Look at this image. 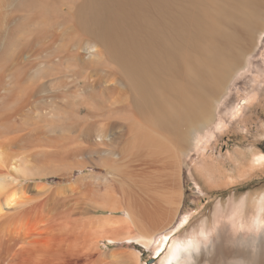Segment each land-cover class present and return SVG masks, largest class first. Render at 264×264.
<instances>
[{"label":"rangeland","instance_id":"obj_1","mask_svg":"<svg viewBox=\"0 0 264 264\" xmlns=\"http://www.w3.org/2000/svg\"><path fill=\"white\" fill-rule=\"evenodd\" d=\"M4 1H7L6 4L10 3V6L7 7ZM0 2L2 19L4 15L9 19L4 23L0 19V74L10 72L11 75L10 79L0 82V172L11 173L6 172L9 169L7 160L14 158L18 173L11 175L17 179L14 183L23 187L25 197L29 201L21 207L30 209L47 204L54 206V216L48 222V230L45 229L47 233L45 230L44 234L42 233L44 236L49 233L52 238L48 235L51 247L46 253L39 254L37 259H33L31 264H123L115 260L117 256L137 251L138 258L130 259L129 264H163L170 242L200 221L208 220L215 232L218 226L214 220L215 206L220 202L225 209L230 199L235 202L244 199V205L237 220H233V216H223L225 222L230 224L228 236L232 240H248L264 235V230L256 236L249 234L254 225H264V0H253L257 4L254 23L243 30L242 44L236 51L238 56L235 55L234 62L228 64V68L223 71L224 77H221L220 84L213 86L214 88L209 90L210 93L208 91V113L200 112L198 117L204 116L205 119L190 124L192 127L187 129L186 135L189 139L184 140L186 144L183 146L182 141L177 143L167 135L168 133L160 131L169 139L171 147H175L173 155L176 154L172 158L173 162L171 159L167 160V163L166 159L163 160L164 163L160 162L163 166L157 162L145 163L144 159V164L143 161L141 164L138 158V161L131 162L135 157L120 153L124 139L127 138L124 136L128 134L124 121L114 119L118 114L113 115V118L108 116L107 119L99 116L101 121L96 115L95 118L88 116L90 114L86 112L87 109H96L99 106L105 110L113 103L121 106L127 101L121 75L101 43L92 39L90 33L79 28L73 32L75 35L71 32L72 36L69 34L64 37H69V41L57 38L58 31H52L55 37L51 35L46 41L43 39L42 43L40 42L43 45L33 44L41 37L47 24L54 26L57 21L68 20L70 13L82 0ZM73 35L81 42L76 47L77 51L70 44ZM24 37L26 39L23 41ZM52 37L59 40L50 41ZM47 41L53 42V45ZM65 41L70 45L66 46ZM86 41L94 44L96 51L94 48H88ZM23 48L33 54L30 60L25 62L28 78L26 79V76L24 82H19L21 67L15 64V56ZM72 49L79 57L71 56L73 52L68 56L69 50ZM13 61L14 67L11 64ZM8 65L12 67L11 70L9 67L6 69ZM95 68L100 71L93 74ZM109 84L116 87L109 88ZM34 87L35 89H32ZM111 88L114 91L112 93ZM27 92L28 95L32 93L29 96L31 102L26 109L19 112ZM116 93L122 97L124 93L122 101L117 100L120 96L115 95ZM40 111L43 114H40ZM108 121L112 124L104 125ZM102 122L105 130L99 131L98 124ZM116 142L121 144V147ZM113 149L120 152L117 154ZM259 155L262 157L259 158ZM117 158L121 166L125 163L122 169L128 167L127 175L131 178L134 176L133 180L137 178L145 182L144 184L136 179L135 185L138 182V185L140 183L151 188L140 187L146 191L144 194L137 185L136 187L129 184L133 186L131 193L129 192L130 196L138 202L137 207H141L140 211L135 207L141 220V225H135V231L138 229L137 231L153 235V241L147 248L140 244L124 242L127 233L136 232L133 231V226L126 227L124 223L125 199L128 197H124L118 182L115 184V181L106 179V164L110 165L111 160ZM169 162L174 171L171 170L170 164L168 165ZM166 164L168 166H164ZM151 167L155 169V173ZM239 168L240 173L237 171ZM156 169L160 173L163 172L156 173ZM133 172L135 173L131 176ZM141 172L147 173L145 175ZM153 178L156 182L151 181ZM128 181L125 183L127 187ZM36 183H43V186H35ZM127 187L125 188L128 190L130 187ZM153 188L156 191H151ZM260 201L263 206L259 210ZM155 207L158 210H155ZM16 211L17 209L6 210L0 215V221ZM104 220L108 222L105 223ZM110 222L118 228H113L114 231L119 232L115 234L114 243L106 242L101 237L102 229H99L100 226H106L103 224H108V228L105 227L103 231L109 229ZM216 236L217 231L212 240H215ZM25 245L21 243L20 246L19 243L18 246L16 242V247L23 250L27 248ZM217 259L219 258L215 259L216 263L219 262ZM215 261L213 264H216ZM203 264L209 262L204 261Z\"/></svg>","mask_w":264,"mask_h":264},{"label":"bare ground","instance_id":"obj_2","mask_svg":"<svg viewBox=\"0 0 264 264\" xmlns=\"http://www.w3.org/2000/svg\"><path fill=\"white\" fill-rule=\"evenodd\" d=\"M6 2L5 5L7 7L10 6V3L6 4ZM255 3L256 2H253V0H82V2L77 5L78 7L70 13L68 20L64 19L57 21L54 26L50 23L47 24V27H44L42 31L41 37L37 38L33 44H39L43 41V39L46 41V39H49L51 35L55 37L52 31H55V33L58 31L57 38H62V40L64 37L71 34V32L73 33L79 28L90 33L92 36L91 38L101 43L106 54L115 63V66L121 75L120 78L122 79V83L126 88L124 91L125 95L127 94V101L125 100V104H122L124 102L123 99L121 106H117L118 103L117 105L116 103H113L114 105L111 104L107 108L104 107L105 110L99 106L96 107V109H87L86 112H88L91 116L87 115L93 118H95L96 115L101 121L102 119H100L99 116H104L107 119L108 116L109 118H113V115L115 116L118 114L114 117V119L117 118L121 119L122 122L124 121L123 124L125 123L126 127H124L126 128L128 135L124 136L127 138L124 139L122 147L120 146L121 144L119 145L116 142L121 147H119L121 152L117 151L120 153L123 152L124 155L126 154L129 157H135L136 159H131V162L132 160L138 161L137 158L140 159L139 162L144 159L145 163H164L165 161L163 160L165 159L166 163L169 159L173 162L172 158L176 155H173V153H175V151L173 152L175 147L174 149L171 147L169 139L164 137L160 131H165L168 133L167 135H170V137H172V139L177 143L183 142V145L186 144L184 143V140L189 139V136L187 139L186 135L188 132L187 129L192 127L190 124L193 125L200 122L202 119H205L203 115V118L198 116L201 115L202 112L205 114L209 108V104L207 103V93L209 90H212L211 88L213 86L215 87L220 84V80L222 81L221 77H224L223 71L225 68H228V64L231 65V62H234V57L238 56L236 55V51L240 48V44H242V32L247 29L249 24L254 23V16L256 13L255 6L257 5ZM2 16L0 19L3 23L9 21V19H6L5 15L3 19ZM73 34L75 35V33ZM74 35L71 37L73 39L71 40L72 43L70 42L73 49L81 43L77 37H74ZM70 36H72V34ZM25 37L23 41L26 39ZM53 37L50 41L57 39ZM68 38L69 37H67V39ZM59 39H57V41ZM67 39L65 40L69 41V39ZM66 41L65 44L68 46L69 43H66ZM47 42L51 44L53 43L49 41ZM86 42V46L88 48H94L96 51V46L94 44L91 45L88 41ZM73 49L72 51H70L71 49L69 50L70 53L68 52V56L74 51ZM77 50L78 49L76 48V51ZM32 54L23 48L20 50L18 55L15 56V64L21 67V73H19L20 79H18L19 82H24V78L29 75L25 69V62ZM71 56L79 57L76 52H73ZM11 64H13L14 67V61ZM11 68L9 67L8 69L11 70ZM99 71L100 69L95 68L93 70V74H96ZM9 73H1L0 82L1 80L3 82L5 79L8 80L9 76H11ZM27 78L28 76L26 79ZM117 82L119 83V81ZM101 85L103 86L104 84ZM111 86L109 84V88ZM113 87L115 88L116 86L114 85ZM32 89H35V87ZM106 89L107 88L104 90ZM108 89L107 91L110 90ZM111 89V93L114 92L113 88ZM32 93H34L33 90ZM32 93L30 95H28V92L26 93V97H24L23 102L19 107V112L22 109H26L27 105L30 104L31 101L29 102V96H31ZM106 93L109 95L108 92ZM122 94L124 97V93ZM115 95H117V93ZM119 96L117 100L121 99L122 101V95ZM109 102L110 101H108L107 104ZM76 112L78 114L79 110ZM39 113L41 114L42 112L40 111ZM109 121L108 123L105 122L106 124L104 125H111L112 123ZM101 124L103 125V122L100 123V125ZM100 125L98 124L99 131L105 130V127L101 125V128ZM125 128L123 130H125ZM179 147H181V145ZM110 151L109 153L111 155ZM176 151L178 150L176 149ZM118 152L116 153L118 154ZM1 154L2 153L0 152V157ZM258 157L260 158L262 156L259 155ZM123 160V157H121V161ZM111 162L112 163L110 165L106 164L108 167L106 168V173H108V175L106 174V179L113 182L115 181V184L118 182L120 190L125 195L124 197H128L125 199L126 206L123 215L124 223H126V227L127 225L129 227L130 225L133 226V231L136 232V234H131L129 232L130 234L127 233V235H123L124 242L129 244H140L147 248V246L153 241V235L141 230L137 231L138 229L135 231V225H138L141 222L138 212L141 207H137L138 202H135L129 194V192L131 193L130 189L135 185L137 178L133 180L134 176L131 178L129 174L127 175L129 171L126 172V168L128 167L122 169L123 166H125V163L121 166L120 161L118 162V158L113 161L111 160ZM260 162H262V159H260ZM262 163H264V159ZM7 164L9 169L6 170V172L10 171L14 175L15 173H18V165L16 164V160L14 158L8 159ZM169 164L170 162L168 165ZM145 165L147 166V164ZM168 165L166 164L164 166ZM161 166L163 165L161 164ZM170 166L171 170H173L174 168H172V164H170ZM151 168L153 169V167ZM167 169H169V167H167ZM153 170V173H155V169ZM159 170L161 171V169ZM239 170L240 168L237 169L238 172ZM130 172L132 171L130 170ZM162 172L163 171H161V173ZM11 173L0 172V215L8 209H17L16 212H12V215L6 217L3 221H0V264H26V262L31 264L30 262H32L33 259H37L39 254L46 253L49 250V247H51L49 246L48 241L49 233L46 236L42 235V233H47L46 230H48L47 228L49 227L48 222L50 218L54 216V206L51 207L47 204L46 206L41 207H30V209L22 208L21 206L25 205V203H28L29 201H27V197H25L26 192L23 187L14 183L17 179L13 176V174L11 175ZM134 173L135 172H133L131 176L134 175ZM143 173L141 172V174ZM156 173L160 172L157 171ZM125 179L130 181L129 182L127 180L128 185L130 183V185H134H129L128 187L127 185L125 186V183L127 182ZM137 181L144 182L140 181V179H137ZM151 181H154V178ZM42 184L43 183H36L35 186ZM157 184L153 185L156 186ZM136 185L141 190L142 188H149L143 186V184L140 185V183L139 186L138 182H136ZM125 187H130L128 189L129 191ZM153 190L156 191L154 188L151 191ZM144 191L145 190H142L143 193ZM243 205L244 199L237 202L230 199L225 209L220 202L217 203L214 211V220L218 223L216 228L217 238L212 240V245L209 249L211 255L202 249L199 257L197 258V264H203L204 261H208L209 264H213V261H215L216 258H219L217 259L219 262L216 263L215 261L216 264H264L263 234L255 238H249L248 240L241 238L232 240L230 236H228L230 224L228 225L229 222H225L223 216L226 215V218L233 216V220H237ZM258 206L260 210L263 206L262 201L259 202ZM156 209L158 210L157 207H155V210ZM104 222L107 223L108 221L106 222L104 220ZM113 222H110L109 225L111 226L105 231L103 230L105 227L108 228V224H103L104 226L106 225L104 228H100L101 226L99 227V229H102L100 231L101 237L109 243L116 242L115 234L119 233L117 231V226L115 225V227ZM146 223H148L147 220ZM126 227L124 226V228ZM113 228L117 229L115 230L117 233ZM119 231H121V229ZM93 233H95V231ZM16 242L18 243V246L19 243L20 246L21 243L26 244L27 248L24 247L26 249L23 250L21 247H16ZM137 252H132V254H122L119 257L117 256L115 260L123 264H129L130 259L134 258L136 260L138 258ZM113 256L114 255H112V257Z\"/></svg>","mask_w":264,"mask_h":264},{"label":"clouds","instance_id":"obj_3","mask_svg":"<svg viewBox=\"0 0 264 264\" xmlns=\"http://www.w3.org/2000/svg\"><path fill=\"white\" fill-rule=\"evenodd\" d=\"M262 230L264 225H254L249 234L256 236ZM216 231L212 230L208 220L200 221L182 236L170 242L163 264H197L202 249L211 255L209 249Z\"/></svg>","mask_w":264,"mask_h":264}]
</instances>
